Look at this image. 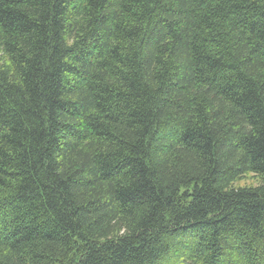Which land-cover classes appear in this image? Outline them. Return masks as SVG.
I'll use <instances>...</instances> for the list:
<instances>
[{
  "label": "trees",
  "instance_id": "1",
  "mask_svg": "<svg viewBox=\"0 0 264 264\" xmlns=\"http://www.w3.org/2000/svg\"><path fill=\"white\" fill-rule=\"evenodd\" d=\"M0 264H264V0H0Z\"/></svg>",
  "mask_w": 264,
  "mask_h": 264
},
{
  "label": "rangeland",
  "instance_id": "2",
  "mask_svg": "<svg viewBox=\"0 0 264 264\" xmlns=\"http://www.w3.org/2000/svg\"><path fill=\"white\" fill-rule=\"evenodd\" d=\"M244 183H248V184H249V183H253V181H251V180L247 179L246 181H244V182H243V184H244ZM239 185L241 186V185H242V183H239Z\"/></svg>",
  "mask_w": 264,
  "mask_h": 264
}]
</instances>
